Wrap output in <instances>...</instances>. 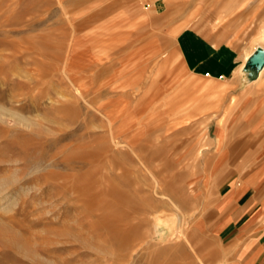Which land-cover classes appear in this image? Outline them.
I'll return each mask as SVG.
<instances>
[{
	"label": "rangeland",
	"instance_id": "obj_1",
	"mask_svg": "<svg viewBox=\"0 0 264 264\" xmlns=\"http://www.w3.org/2000/svg\"><path fill=\"white\" fill-rule=\"evenodd\" d=\"M150 2L0 0V264H236L212 210L264 149L253 77L189 76Z\"/></svg>",
	"mask_w": 264,
	"mask_h": 264
},
{
	"label": "crops",
	"instance_id": "obj_2",
	"mask_svg": "<svg viewBox=\"0 0 264 264\" xmlns=\"http://www.w3.org/2000/svg\"><path fill=\"white\" fill-rule=\"evenodd\" d=\"M147 9L178 30L175 51L194 79L236 84L245 56L262 46L256 42L264 29V0H151ZM220 22L224 24L218 26ZM247 88L252 111L246 117L256 123L264 119V67ZM244 89L236 95L246 97ZM257 155L251 177L231 180L212 210V234L236 254V264H264V149Z\"/></svg>",
	"mask_w": 264,
	"mask_h": 264
},
{
	"label": "bare ground",
	"instance_id": "obj_3",
	"mask_svg": "<svg viewBox=\"0 0 264 264\" xmlns=\"http://www.w3.org/2000/svg\"><path fill=\"white\" fill-rule=\"evenodd\" d=\"M213 13V12H212ZM220 21V20H219ZM263 29V28H262ZM264 30V29H263ZM262 32H264V31H261L260 32V34L262 33ZM261 37H262V35H261ZM261 39V38H260ZM258 48H263L264 49V47H262V46H258L255 50H254V52H252V54H247L246 56H245V59H244V61H243V65L239 68V71H240V73H243L245 76L243 77L244 78V83L245 84H249L250 82H251V80H250V77H251V75H252V77L254 76V73H252L251 74V71L248 69V67H247V64H248V62H249V60H250V58L254 55V53L256 52V50L258 49ZM253 51V50H252ZM250 53V52H249ZM68 76V75H67ZM234 106V105H233ZM233 106H231V107H233ZM230 112H231V109L230 108H227V110L225 111V114H224V116H223V118L219 121V130H223L224 132L226 131V125H227V122H228V119H229V117H230ZM112 128V127H111ZM136 133V132H135ZM115 134V133H114ZM137 134V133H136ZM111 135V134H110ZM112 135H113V133H112ZM110 136V137H112L111 139L112 140H110V141H112L113 142V144L112 145H114V146H116V147H118V148H120V149H124V148H127V147H130L129 146V143L127 142V141H124V140H118L116 137H114V135L113 136ZM138 135V134H137ZM157 135H159V134H157ZM147 136V135H146ZM146 136H145V138H146ZM219 137V136H218ZM144 138V139H145ZM220 138V137H219ZM225 138V137H224ZM156 139V138H155ZM131 143V142H130ZM143 144V143H142ZM145 144V143H144ZM151 144V143H150ZM146 145V144H145ZM108 147V146H107ZM155 147V146H154ZM103 148V147H102ZM219 148V147H218ZM110 149V148H109ZM143 150V149H142ZM145 150V149H144ZM103 151V150H102ZM144 152V151H143ZM109 153V152H108ZM107 153V154H108ZM140 158V157H139ZM143 158H144V156H143ZM146 172V171H145ZM157 182V181H156ZM79 185V184H78ZM156 186H158V185H156ZM7 186H6V182H3V181H1L0 182V198H2V197H4V195H6L8 192H6L8 189L6 188ZM159 188V187H158ZM156 189V188H155ZM115 192V191H114ZM116 193H117V191H116ZM120 194V193H119ZM163 195V194H162ZM6 196H8V195H6ZM119 196V195H118ZM159 196V195H158ZM161 196V195H160ZM165 197H167V196H165ZM7 198H9V197H7ZM122 203V202H121ZM135 205V204H134ZM1 208H2V204H1V199H0V211H2L3 210V208H2V210H1ZM8 209H10V208H8ZM9 211V210H8ZM135 215V214H134ZM1 217V216H0ZM135 225V224H134ZM170 225H171V223H170ZM0 226H1V223H0ZM173 227V226H172ZM131 230V229H130ZM130 230H129V232H130ZM171 230V236H170V238H171V241L172 240H179L180 241V239L182 238V237H184V234L181 232V230L180 229H177V228H174L173 227V229H170ZM126 232V231H125ZM137 234V233H136ZM126 235V234H125ZM131 236H132V234H131ZM185 238V237H184ZM186 239V238H185ZM187 240V239H186ZM188 242V241H187ZM188 244H190V243H188ZM21 246V245H20ZM176 246V245H175ZM178 246H180V245H178ZM176 248V247H175ZM189 254V253H188ZM191 257V256H190ZM188 258H189V255H188ZM192 259V258H191ZM190 259V260H191ZM187 260V259H186ZM202 264V263H201ZM228 264V263H227Z\"/></svg>",
	"mask_w": 264,
	"mask_h": 264
},
{
	"label": "water",
	"instance_id": "obj_4",
	"mask_svg": "<svg viewBox=\"0 0 264 264\" xmlns=\"http://www.w3.org/2000/svg\"><path fill=\"white\" fill-rule=\"evenodd\" d=\"M248 69L252 72H259L264 67V49L258 48L254 55L250 58L248 64Z\"/></svg>",
	"mask_w": 264,
	"mask_h": 264
}]
</instances>
